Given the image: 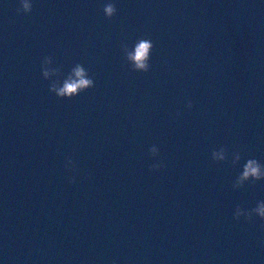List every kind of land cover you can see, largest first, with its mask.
I'll list each match as a JSON object with an SVG mask.
<instances>
[{
    "label": "water",
    "instance_id": "95a60500",
    "mask_svg": "<svg viewBox=\"0 0 264 264\" xmlns=\"http://www.w3.org/2000/svg\"><path fill=\"white\" fill-rule=\"evenodd\" d=\"M31 3L0 0V264H264V179L237 185L264 165V0ZM77 65L93 86L51 91Z\"/></svg>",
    "mask_w": 264,
    "mask_h": 264
},
{
    "label": "clouds",
    "instance_id": "9594fccd",
    "mask_svg": "<svg viewBox=\"0 0 264 264\" xmlns=\"http://www.w3.org/2000/svg\"><path fill=\"white\" fill-rule=\"evenodd\" d=\"M21 7L24 13H29L32 10L31 0H20ZM104 15L108 18H111L116 13V8L113 3L107 2L103 6ZM152 47V44L149 40H141L133 54L129 55V59L134 62V66L138 70H147L148 68V58L149 52ZM49 61H46V63ZM43 75L45 78L49 76L47 70L44 71ZM93 86V81L87 78V74L83 67L77 65L73 70V74L70 75L63 83V86H59L58 83L53 84L51 91L55 92L59 97L71 98L74 95H77L80 91H83L89 87ZM188 107L191 108V102L188 103ZM150 152L155 156L158 152V149L153 146L150 149ZM213 159L215 160H224L225 159V149L221 148L219 151H213ZM240 159L239 155H236V160ZM163 166L162 162L154 164L152 166L153 170H157ZM74 167V166H73ZM264 179V165H262L256 159H249L243 166V171L240 173L237 178V185H243L245 181L248 180H261ZM72 183H75V178L71 179ZM256 215L264 219V201H261L257 204L256 208L252 210ZM250 216L251 213L245 212L244 210L237 208L235 212V217L239 219L240 216Z\"/></svg>",
    "mask_w": 264,
    "mask_h": 264
}]
</instances>
